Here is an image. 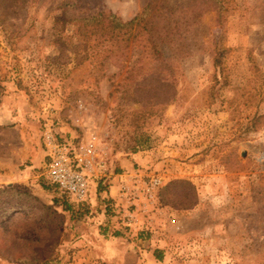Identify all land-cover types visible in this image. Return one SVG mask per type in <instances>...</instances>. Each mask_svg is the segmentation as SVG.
I'll use <instances>...</instances> for the list:
<instances>
[{"label": "rangeland", "instance_id": "374dc122", "mask_svg": "<svg viewBox=\"0 0 264 264\" xmlns=\"http://www.w3.org/2000/svg\"><path fill=\"white\" fill-rule=\"evenodd\" d=\"M146 6L104 43L73 21ZM46 125L125 180L113 245L37 185ZM0 179V264H264V0H0Z\"/></svg>", "mask_w": 264, "mask_h": 264}, {"label": "built area", "instance_id": "2783aa9c", "mask_svg": "<svg viewBox=\"0 0 264 264\" xmlns=\"http://www.w3.org/2000/svg\"><path fill=\"white\" fill-rule=\"evenodd\" d=\"M56 136L57 133L46 125L43 133L45 162L41 167L40 176L53 184L71 202H82L87 198L89 182L106 181L111 172L108 170L105 158L98 152L95 136L79 141L72 140L69 137L59 141ZM137 177L139 176L135 174L132 178ZM119 185L118 197L120 199L126 198L128 190L125 180L121 179ZM160 186L161 180L158 177L151 178L147 193L150 194L151 191L153 192ZM118 209L124 215V220H132L130 214H128L130 212H127L123 206ZM127 210L130 211L128 208Z\"/></svg>", "mask_w": 264, "mask_h": 264}, {"label": "trees", "instance_id": "16d2710c", "mask_svg": "<svg viewBox=\"0 0 264 264\" xmlns=\"http://www.w3.org/2000/svg\"><path fill=\"white\" fill-rule=\"evenodd\" d=\"M65 6H71L73 5L71 2L67 1L64 2ZM149 10V6H146L143 15H139L134 17L132 20L128 22H122L119 18H117L115 15H112L111 13H106L104 11H99L96 14L89 15L87 17H82L78 19H73V21H76L80 24L81 28H84L87 33H89L90 36H92L98 43L102 42H108L110 40L123 38L129 33V30L133 25L137 27L140 25V23L144 20L147 11ZM97 43V45H98ZM95 45V44H94ZM56 138L60 141L63 140L64 137L62 136H56ZM66 139L68 137H65ZM38 170V169H37ZM39 171V170H38ZM40 179L37 181L38 184L42 189H45L47 191H50L53 193L52 196V204L60 207L62 212L69 214L70 218H75L80 215H85L89 217H95V216H112V201L110 198H108L105 194H107L108 191V183L107 181H90L89 182V192L87 195L86 200L74 203L71 202L70 199L61 194L58 189L53 185L44 180L43 177H39ZM95 195V200H97V206L94 209V205L90 203L91 195ZM62 195V196H61ZM2 203V202H0ZM43 208L48 210V214L50 216L57 215L56 211L51 208L50 206H44ZM18 211H21L20 209H17ZM15 211V212H18ZM7 221V219H6ZM7 223V222H5ZM58 228V225L54 226V231H56ZM53 230V229H52ZM115 235H118L117 233Z\"/></svg>", "mask_w": 264, "mask_h": 264}, {"label": "crops", "instance_id": "0c3cea01", "mask_svg": "<svg viewBox=\"0 0 264 264\" xmlns=\"http://www.w3.org/2000/svg\"><path fill=\"white\" fill-rule=\"evenodd\" d=\"M27 169L24 171L26 174H32V170L33 168H38L41 166V164L39 163V161H34V162H28L27 164ZM129 169V168H128ZM118 179H119V176L118 175H115V174H112L110 175L108 178H107V183H108V191H107V194H105L108 198H110L111 200H113V197L116 195V192H117V189H118ZM3 180L0 179V183L2 182ZM94 197V198H93ZM93 199H95V195H91V199H90V203L93 205ZM100 221H105V224H102L104 228H101V227H98V230L101 234L102 237H105L107 236L108 232L109 231H112V227L110 226V223L111 221H113L114 219V216H101L99 217ZM90 231L89 232H93L94 229H95V226H92L89 227ZM88 229V230H89ZM85 230L87 231V229L85 228ZM83 238H80L79 240H77V242H79V245L81 247L85 246V242H87V245L91 246V247H95V240L92 236H88L87 234L84 233V235L82 236ZM106 238H109L108 236ZM112 239L109 238L108 240L105 239V241L103 240H100L99 243H105V244H111L113 245V241H111ZM115 240V239H114ZM110 241V243H109ZM127 248H128V245H126ZM144 252V251H143ZM162 252H153L152 253V258L154 259V261H158V259L156 258H161V255Z\"/></svg>", "mask_w": 264, "mask_h": 264}]
</instances>
